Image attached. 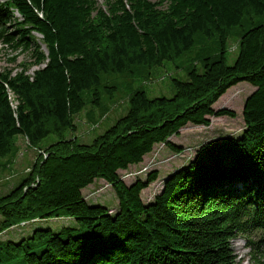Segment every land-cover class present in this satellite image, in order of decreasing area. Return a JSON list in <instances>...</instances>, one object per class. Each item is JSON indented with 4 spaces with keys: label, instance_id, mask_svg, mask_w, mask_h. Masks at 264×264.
<instances>
[{
    "label": "trees",
    "instance_id": "16d2710c",
    "mask_svg": "<svg viewBox=\"0 0 264 264\" xmlns=\"http://www.w3.org/2000/svg\"><path fill=\"white\" fill-rule=\"evenodd\" d=\"M256 18L264 19V0H103L101 6L95 0H1L0 43L33 48L31 65L44 66L32 76L25 66L0 72V168L17 155L16 136L41 153L0 194V232L63 216L77 226L0 239V264H238L231 240L239 235L263 249L264 23ZM235 27L238 52L228 65ZM198 34L217 38L219 54L203 58L185 80L172 79L173 96L149 98L135 90L125 114L90 144L68 136L76 133L74 115L83 111L85 93L92 91L96 107L101 88L113 96L115 87H101L102 75L174 64ZM240 82L254 87L243 103L241 136L200 145L144 204L141 192L158 171L130 185L118 172L140 164L156 144L181 153L169 139L188 124L235 118L213 105ZM48 136L55 140L43 147ZM96 180L111 186L116 213L85 200L83 189ZM251 256L264 264L262 250Z\"/></svg>",
    "mask_w": 264,
    "mask_h": 264
},
{
    "label": "rangeland",
    "instance_id": "374dc122",
    "mask_svg": "<svg viewBox=\"0 0 264 264\" xmlns=\"http://www.w3.org/2000/svg\"><path fill=\"white\" fill-rule=\"evenodd\" d=\"M99 6L103 5V0H95ZM256 23H264V19L256 18ZM9 31L12 25H6ZM240 29H233L232 37L227 44V63L232 65L238 52V37ZM35 35V41L42 43L41 36ZM33 42V41H32ZM31 50L25 51L21 47L14 48L0 43V72L12 70L20 71L26 67L29 76L44 65H31L33 57ZM42 49L46 53L45 46ZM219 54V44L217 38L206 39L201 35L195 36L193 49L184 54L176 63L165 62L162 67L148 69L137 66L132 73L105 74L101 77V87H115L113 96L110 98L107 93L100 89L99 106L92 103V91L83 95L86 104L82 112L74 115L76 133L68 136L76 137L80 142L90 144L94 138L108 129L118 118L123 116L128 108V101L135 90H143L149 98L171 97L174 94L172 79L185 80L188 71L196 67L201 68L203 58L209 56L217 58ZM254 91V87L247 82H240L230 87L213 105L214 110L229 109L235 112V118L227 116L209 117L210 126H196L188 124L182 128L178 135L172 136L169 140L183 148L181 153L171 151L164 144H156L152 152L147 154L138 165H132L126 170L118 172L121 180L127 184H132L137 178L145 180L152 171H158V179L141 192V199L144 204L152 202L155 195L160 191L162 183L167 176L176 169L189 163L195 151L203 143L210 140H221L227 137H239L244 130L242 119L243 103L247 96ZM16 143L19 151L12 159L6 161V165L0 168V194L6 193L14 187L18 179L27 174L31 166L37 161L41 154L39 150L28 147L26 139L16 136ZM55 138L48 136L41 143L43 147L53 142ZM8 165H10L8 167ZM83 196L90 204H102L107 207L110 213L114 214L118 210L117 199L109 184L102 180H96L93 184L83 189ZM72 220V221H71ZM65 226H77L75 221L68 217L52 218L48 220H34L13 226L10 230L0 232L2 240H19L21 237L30 235L34 229H52L59 231ZM1 241V240H0ZM244 239L237 238L231 241L234 254L239 264H257L250 258V244L243 242ZM246 245V246H245Z\"/></svg>",
    "mask_w": 264,
    "mask_h": 264
},
{
    "label": "built area",
    "instance_id": "2783aa9c",
    "mask_svg": "<svg viewBox=\"0 0 264 264\" xmlns=\"http://www.w3.org/2000/svg\"><path fill=\"white\" fill-rule=\"evenodd\" d=\"M9 99L11 101L12 106L15 107V105H16L17 102H16V100H14V97L12 96L11 93H9Z\"/></svg>",
    "mask_w": 264,
    "mask_h": 264
},
{
    "label": "crops",
    "instance_id": "0c3cea01",
    "mask_svg": "<svg viewBox=\"0 0 264 264\" xmlns=\"http://www.w3.org/2000/svg\"><path fill=\"white\" fill-rule=\"evenodd\" d=\"M24 139V138H23Z\"/></svg>",
    "mask_w": 264,
    "mask_h": 264
},
{
    "label": "water",
    "instance_id": "95a60500",
    "mask_svg": "<svg viewBox=\"0 0 264 264\" xmlns=\"http://www.w3.org/2000/svg\"><path fill=\"white\" fill-rule=\"evenodd\" d=\"M166 180V179H165Z\"/></svg>",
    "mask_w": 264,
    "mask_h": 264
}]
</instances>
